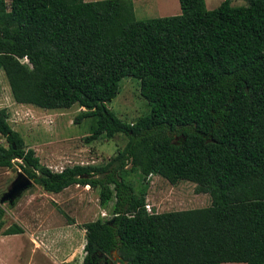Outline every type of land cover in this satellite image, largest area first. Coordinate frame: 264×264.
I'll list each match as a JSON object with an SVG mask.
<instances>
[{
    "label": "trees",
    "instance_id": "trees-1",
    "mask_svg": "<svg viewBox=\"0 0 264 264\" xmlns=\"http://www.w3.org/2000/svg\"><path fill=\"white\" fill-rule=\"evenodd\" d=\"M230 1L178 0V14L136 19L132 0H0V70L14 101L77 104L87 141L128 137L103 165L54 171L0 109V167L17 164L46 192L82 185L100 207L112 201L109 218L83 224L81 264H264V0ZM124 76L149 107L134 123L107 106ZM151 175L191 181L210 204L149 213ZM4 215L0 205V235L24 232L3 228Z\"/></svg>",
    "mask_w": 264,
    "mask_h": 264
},
{
    "label": "rangeland",
    "instance_id": "rangeland-1",
    "mask_svg": "<svg viewBox=\"0 0 264 264\" xmlns=\"http://www.w3.org/2000/svg\"><path fill=\"white\" fill-rule=\"evenodd\" d=\"M222 1L224 0H205V5L207 9H214ZM133 2L136 19L162 17L180 12L178 0H133ZM230 4L242 6L246 5V1L231 0ZM107 106L117 118L126 123H134L149 111L145 99L140 95L139 80L131 76L121 78L117 95ZM1 108L6 109L10 126L20 133L26 147L35 151L40 163L59 170L75 164L103 165L128 141V137L123 133H117L111 138L101 136L96 140L87 141L91 121L89 118H83L79 123L75 122L76 115L83 110L77 104L65 109H42L31 104L15 102L2 70H0ZM0 143L7 145L1 135ZM18 170L20 168L17 164L11 168L0 167V196ZM126 179L133 184L135 190H138L140 178L137 174L130 173ZM39 187L33 184L21 194L12 207L8 203L2 204L5 209L4 228L14 223L15 219L22 217L26 205L24 197L35 192L36 189H42ZM76 187L77 190L72 188L64 195L66 204L63 205L69 214L68 222L76 218L83 225L97 217L111 216L112 201L108 203L105 215L102 216L98 204V190L82 185ZM146 203L150 205L152 212H166L208 206L210 196L208 193H197L195 183L191 181L180 180L171 184L161 176L151 175ZM57 210H60L59 207ZM75 251L81 255L83 249L76 246ZM46 259L43 252L32 251L27 236L0 235V264H47Z\"/></svg>",
    "mask_w": 264,
    "mask_h": 264
},
{
    "label": "crops",
    "instance_id": "crops-1",
    "mask_svg": "<svg viewBox=\"0 0 264 264\" xmlns=\"http://www.w3.org/2000/svg\"><path fill=\"white\" fill-rule=\"evenodd\" d=\"M148 2H145V4L149 5ZM49 168L54 171L61 170L55 167ZM72 188L76 189L77 187L76 185H71L57 193L46 192L43 189H36L35 192L30 193L27 197H24L26 205L23 208V214H21L22 217L15 219V222L23 227L24 232L11 235L27 236L32 247V251L43 252V256L47 258V264L82 263L84 251H81L82 253L80 255L75 251V249L76 246L83 249L85 244V229L76 218H73L74 220L68 222L67 216H69V214L64 208V205L66 204L64 195L67 192H70ZM57 207H59L60 210H57ZM43 209H45V211H43ZM99 209L101 214L106 211V208H102L100 206ZM221 264L244 263L224 262Z\"/></svg>",
    "mask_w": 264,
    "mask_h": 264
},
{
    "label": "water",
    "instance_id": "water-1",
    "mask_svg": "<svg viewBox=\"0 0 264 264\" xmlns=\"http://www.w3.org/2000/svg\"><path fill=\"white\" fill-rule=\"evenodd\" d=\"M33 181L21 170L16 172L14 179L8 184L6 190L0 196V205L12 204L21 194L27 190Z\"/></svg>",
    "mask_w": 264,
    "mask_h": 264
},
{
    "label": "built area",
    "instance_id": "built-area-1",
    "mask_svg": "<svg viewBox=\"0 0 264 264\" xmlns=\"http://www.w3.org/2000/svg\"><path fill=\"white\" fill-rule=\"evenodd\" d=\"M25 60H26V58H25ZM145 209H146L149 213L152 212V211H151V207H150V205H149L148 203L145 204ZM104 215H105V213L102 214V216H104Z\"/></svg>",
    "mask_w": 264,
    "mask_h": 264
}]
</instances>
